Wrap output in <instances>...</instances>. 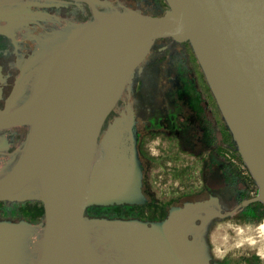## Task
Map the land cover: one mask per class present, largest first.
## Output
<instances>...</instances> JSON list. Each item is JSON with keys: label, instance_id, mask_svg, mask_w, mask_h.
<instances>
[{"label": "water", "instance_id": "1", "mask_svg": "<svg viewBox=\"0 0 264 264\" xmlns=\"http://www.w3.org/2000/svg\"><path fill=\"white\" fill-rule=\"evenodd\" d=\"M167 2L169 9L159 16L95 10L93 20L73 28L33 67L31 93L18 102L25 89L19 83L0 109V129L28 127L19 160L0 177V200L34 188L43 201L46 221L33 264H210L204 242L210 221L253 202L264 204V0ZM164 38L190 42L257 194L227 212L211 202L190 205L163 228L89 219V206L121 196L122 180L107 184L100 165L103 126L134 72ZM186 184L199 187L203 181L180 183ZM235 224L216 225L219 251L262 246L248 227L228 240L225 233ZM93 239L102 241L100 248Z\"/></svg>", "mask_w": 264, "mask_h": 264}, {"label": "flooded vegetation", "instance_id": "2", "mask_svg": "<svg viewBox=\"0 0 264 264\" xmlns=\"http://www.w3.org/2000/svg\"><path fill=\"white\" fill-rule=\"evenodd\" d=\"M168 9L167 0H0V109L19 83L25 89L18 102L31 93L33 67L73 28L93 20L95 10L159 16ZM229 133L190 42L157 40L99 138L107 184L121 179V196L89 206L86 216L163 228L173 213L190 205L211 202L213 208L231 210L248 199L247 183L254 179ZM27 134V126L0 129V177L19 160ZM219 174L224 185H180ZM21 194L0 200V264H33L39 253L44 203L34 188ZM220 219L213 218L204 232L210 264H264V254L252 249L218 250L214 238ZM261 227L264 231V223ZM93 241L100 248L102 241Z\"/></svg>", "mask_w": 264, "mask_h": 264}, {"label": "trees", "instance_id": "3", "mask_svg": "<svg viewBox=\"0 0 264 264\" xmlns=\"http://www.w3.org/2000/svg\"><path fill=\"white\" fill-rule=\"evenodd\" d=\"M230 134L231 133H229V135ZM231 136L232 135H230V137ZM238 156L241 159L239 154ZM249 178L253 180L252 175L250 173H249ZM253 182L254 183L252 184L251 182L247 183V191H246L247 194L245 195V198H251L257 194V186L254 180ZM220 220H231L234 223L241 224V225H247V224L259 225L260 222L264 220V204L259 201L253 202L245 206L241 210L237 211L232 216H229V217H226ZM247 249L244 248V251H246ZM255 259L259 260L260 258L255 256ZM255 259L253 260L255 261Z\"/></svg>", "mask_w": 264, "mask_h": 264}, {"label": "rangeland", "instance_id": "4", "mask_svg": "<svg viewBox=\"0 0 264 264\" xmlns=\"http://www.w3.org/2000/svg\"><path fill=\"white\" fill-rule=\"evenodd\" d=\"M204 184H208L210 187H216L220 185H224L226 180L223 174L219 175H214L207 179L202 180ZM264 223V220L260 222L259 225H252V224H247V225H241V224H235L233 227H229L228 230L225 233V236L228 240L233 241L236 239V236L239 235L240 232V227H243V230H246L248 227V230L250 233H254L253 236L256 239V242L261 244L262 246H257L255 247L254 251H258L262 254H264V231L261 227V225ZM249 240L248 237H244L243 241L247 242Z\"/></svg>", "mask_w": 264, "mask_h": 264}]
</instances>
